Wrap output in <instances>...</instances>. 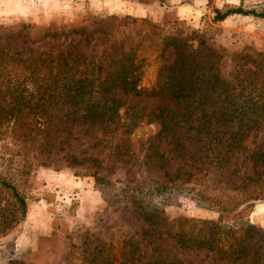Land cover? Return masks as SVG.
<instances>
[{
	"label": "rangeland",
	"instance_id": "obj_1",
	"mask_svg": "<svg viewBox=\"0 0 264 264\" xmlns=\"http://www.w3.org/2000/svg\"><path fill=\"white\" fill-rule=\"evenodd\" d=\"M236 8L264 15V0H0V49L25 58L71 46L89 63L111 54V45L112 61L118 54L129 55L140 74L138 87L149 88L159 69L175 59L174 49L165 42L190 32L223 50L222 73L229 72L239 56L242 61L263 58L264 17L233 14L214 20L215 11ZM50 33L55 36H45ZM12 34L26 39L5 38ZM190 45L199 55L195 40ZM116 97L119 116L132 112L131 105L141 116L125 139V152L122 146L116 156L119 131L108 135L97 126L62 124L47 139L46 152L41 151L40 138L22 137L19 126L11 133L0 125V181L13 186L25 202L21 218L10 191L0 185V264H148L153 245L181 264H209L215 258L214 252L176 246L165 234L170 230L166 222L217 221L220 212L210 200L240 192L230 184L253 174L246 157L264 154V128L247 135L243 155L238 153L224 169L205 164L188 183L166 182L152 165L147 147L154 143L169 157L177 133L156 138L159 127L145 123L146 114L157 105L171 111L177 106L168 96L123 97L117 89ZM6 102L0 101V118L8 109ZM69 156L83 163L70 166ZM192 167L170 159L163 171L171 177L176 170L190 172ZM221 214L225 224L246 222L264 233V200ZM147 215L152 225L145 221Z\"/></svg>",
	"mask_w": 264,
	"mask_h": 264
},
{
	"label": "trees",
	"instance_id": "obj_2",
	"mask_svg": "<svg viewBox=\"0 0 264 264\" xmlns=\"http://www.w3.org/2000/svg\"><path fill=\"white\" fill-rule=\"evenodd\" d=\"M233 14L264 17L263 14L236 8L222 13L215 11L214 20L222 21ZM195 35L190 32L182 38L165 42L164 46L174 49L175 59L159 69L155 83L149 88L138 87L140 74L132 66L129 55L118 54L112 61L115 54L111 45V54L89 63L74 53L71 46L55 54L37 52L25 58L20 53L9 54L0 49V72H5L0 80V101L3 103L6 99L8 108L0 118V125L4 124L11 133L12 128L19 126L24 131L22 137L31 134L40 138L44 144L41 151L46 152L47 139L62 124L97 126L108 135L119 131L121 137L113 149L116 156L141 117L133 105L132 112L125 110L118 115L121 103L116 90L123 97L149 99L168 96L177 106L176 111L157 105L146 114L145 123L159 127L156 138L165 133H177L172 139L169 157L159 153L156 144L149 143L147 150L152 165L162 172L166 182L188 183L194 171L200 172L205 164L224 169L238 153L243 155L242 142L247 135L264 128V57L242 61V56H239L233 59L232 69L222 73L219 61L224 57L223 50L207 45ZM45 36L54 37L55 34ZM5 38L26 39L20 34ZM193 40L199 53L197 56L190 45ZM106 57L111 59L104 66ZM10 74L14 75L13 80L8 78ZM125 114L129 116L125 117ZM121 118L125 120L120 123ZM170 159L182 166L192 165L193 170H176L169 177L163 168ZM246 159L253 174L246 175L238 184H230L235 192H240L231 198L214 196L210 200L220 212L217 221L179 218L166 222L170 230L165 234L176 246L214 252L215 258L209 264H264V233L246 222L233 225L222 222L221 213L232 212L242 204L247 207L252 202L264 200V154L251 152ZM88 160L98 165L96 160ZM68 162L75 166L82 164L83 160L69 156ZM93 177L102 181L95 174ZM0 185L10 191L22 218L25 214L24 199L13 186L3 181ZM144 218L149 224L154 223L150 216ZM108 264H112L111 261ZM148 264L181 263L153 245Z\"/></svg>",
	"mask_w": 264,
	"mask_h": 264
}]
</instances>
